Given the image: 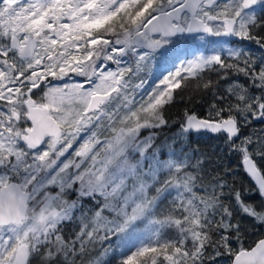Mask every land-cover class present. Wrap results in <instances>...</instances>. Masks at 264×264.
<instances>
[{
	"label": "snow or ice",
	"instance_id": "6c2138e0",
	"mask_svg": "<svg viewBox=\"0 0 264 264\" xmlns=\"http://www.w3.org/2000/svg\"><path fill=\"white\" fill-rule=\"evenodd\" d=\"M257 6L264 11V0H0V264H83L113 237L88 264L109 253L117 264H219L225 255L264 264V239L250 250L231 246L240 241L235 214L264 224V204L245 200L248 191L264 200V135L241 131L249 114L264 120V59L257 68L249 51L222 45L180 59L142 91L157 52L181 37H235L264 49ZM209 71L218 79L202 84L215 97L207 118L185 109L178 140L163 151L155 130L169 125L166 106ZM230 71L260 94L238 81L218 91ZM70 74L83 79L62 82ZM201 131L224 136L253 189L242 193L220 173L205 182L204 157L185 143ZM74 217L79 231L65 237ZM140 223L145 235L129 247Z\"/></svg>",
	"mask_w": 264,
	"mask_h": 264
},
{
	"label": "trees",
	"instance_id": "16d2710c",
	"mask_svg": "<svg viewBox=\"0 0 264 264\" xmlns=\"http://www.w3.org/2000/svg\"><path fill=\"white\" fill-rule=\"evenodd\" d=\"M259 10L257 11L258 16H264V11H262L260 6H257ZM260 35H264V29L257 30ZM236 47H240L244 50L249 51L252 56L257 60V68L259 67V62L264 59V49H261L255 41L241 40L238 44H232ZM181 55H167V59L174 64L179 61ZM165 73V70L162 71ZM222 74V73H220ZM71 75V74H70ZM156 78L155 76H153ZM52 80L51 77L47 78ZM67 78H65L66 81ZM216 81L218 79V73L214 71L205 72L203 74L202 81L192 80L189 81L187 87L176 90V100L174 103L166 106L165 116L169 121L167 127L155 130L157 132L156 144L160 146L163 151L167 152V145L173 143L174 140H178L177 133L179 130L180 120L183 117L185 109L195 112L201 118H207L209 106L213 103L215 97L212 90H203L202 84L206 80ZM62 81V82H65ZM232 81H238L240 84L244 85L249 89L253 95L260 94V89L253 87L247 77L244 75L232 74L230 71L228 80L220 81V87L218 91L223 92L227 84ZM53 83H62L61 81H52ZM199 83L201 88L196 89V85ZM250 123L242 125V135H253L256 136L264 135V120L251 117L249 114ZM175 121V123H173ZM147 132V131H144ZM143 132V133H144ZM142 133V135H143ZM148 133V132H147ZM146 133V134H147ZM185 143L188 145V151L190 155H194V158L204 157L205 163L203 165L205 173V182L211 179L216 173H220L221 176L228 181L230 185L238 188L245 192V190H251L255 187L253 181L246 175L242 164L241 158L238 153L229 152L228 148L224 143V136L209 133H198L192 132L186 139ZM192 149H195V153H192ZM179 155V153H178ZM257 164L264 171V158L257 159ZM228 170L225 172V170ZM154 191V190H153ZM227 201V198H225ZM245 200L247 202L253 203L258 207L264 204V200H261L258 193L248 191L245 195ZM85 206H93V202L85 200ZM167 201H164L159 208H157V215L162 214ZM80 215L79 212L75 214L76 217ZM240 223V241L233 239L231 241V246L235 251H239L241 247L244 249L251 248L260 238L264 237V224H259L255 222L252 218L247 216H241L240 214H235L233 216V223ZM80 221L74 217L71 222H67L63 226V234L65 237H71L75 232L79 231ZM139 227L143 228L144 223H140ZM168 236H174L175 234L168 230ZM235 235V234H233ZM115 237L112 241H104L103 243H97L95 248L85 255L83 258V264H88L90 260L99 256L100 252L103 251L109 243L115 244ZM129 246V245H128ZM131 247V246H129ZM211 251V250H210ZM119 256L117 254L109 253L108 256L103 258V264H117ZM233 256L225 255L220 258L219 264H230ZM33 264H36L34 261Z\"/></svg>",
	"mask_w": 264,
	"mask_h": 264
},
{
	"label": "rangeland",
	"instance_id": "374dc122",
	"mask_svg": "<svg viewBox=\"0 0 264 264\" xmlns=\"http://www.w3.org/2000/svg\"><path fill=\"white\" fill-rule=\"evenodd\" d=\"M259 10V8H256V12ZM109 39H114L113 37H106ZM225 47H236L229 43L228 40H226L224 37H208L205 38L203 41L198 40L192 36H189L187 38L181 37L178 41H175L173 45L167 46L164 49H161L157 52L155 60L152 62V66L150 71L143 73L145 79L148 80V84L145 85V88L142 90L143 92L150 91L151 88L155 87L158 83L159 79L163 77V75L167 74L168 71L174 70L173 66L178 65L179 61L175 62L174 64H171V62L167 59V55H181L180 59H186L191 58L192 54H199L203 52L204 54H208L209 50L212 48H219L221 46ZM75 51V50H73ZM125 61L128 60V57L124 58ZM100 61H98L99 63ZM108 67L111 69H115L116 65L112 64L111 61L106 62ZM165 70V73H162V71ZM155 76L156 78H154ZM71 79H66L65 82L72 83V82H79L82 80V77H77L74 74L70 75ZM139 82V81H137ZM40 93L37 92V96H39ZM140 97L137 96V99ZM147 132H144L143 135H147ZM74 198V197H73ZM139 231L137 234L129 241V246L136 243L137 237H142L145 235L144 227H139ZM115 242V241H114Z\"/></svg>",
	"mask_w": 264,
	"mask_h": 264
},
{
	"label": "water",
	"instance_id": "95a60500",
	"mask_svg": "<svg viewBox=\"0 0 264 264\" xmlns=\"http://www.w3.org/2000/svg\"><path fill=\"white\" fill-rule=\"evenodd\" d=\"M227 38H229L230 40H233L235 37H227ZM202 132H204V133H209V134H213V133L208 132V131H201V132H198V133H202ZM261 239H264V237L260 238L259 240H261ZM259 240H258V241H259ZM258 241H257V242H258ZM257 242H256V243H257ZM256 243H255L252 247H254V246L256 245ZM252 247H251V248H252ZM251 248H249V249H247V250H250ZM232 260H233V259H232ZM232 260H231L230 264H232Z\"/></svg>",
	"mask_w": 264,
	"mask_h": 264
},
{
	"label": "flooded vegetation",
	"instance_id": "af4514ba",
	"mask_svg": "<svg viewBox=\"0 0 264 264\" xmlns=\"http://www.w3.org/2000/svg\"><path fill=\"white\" fill-rule=\"evenodd\" d=\"M206 38H208V37H206ZM226 40H228L229 41V43H231V44H238V43H240L241 42V40L240 39H238V38H234L233 40H230L229 38H227V37H224Z\"/></svg>",
	"mask_w": 264,
	"mask_h": 264
}]
</instances>
